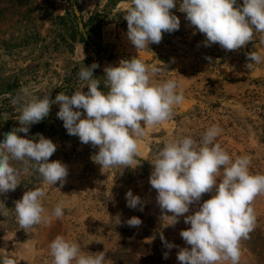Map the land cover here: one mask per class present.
<instances>
[{
  "label": "rangeland",
  "instance_id": "1",
  "mask_svg": "<svg viewBox=\"0 0 264 264\" xmlns=\"http://www.w3.org/2000/svg\"><path fill=\"white\" fill-rule=\"evenodd\" d=\"M0 0V142L4 134L20 127L16 116L21 105L12 99L50 95L54 100L65 87L64 78L71 69L84 60L85 45L74 38L71 21H59L70 8L76 22L86 21L94 12L99 14V43L103 51L96 60L98 70L118 66L123 59L136 56L146 65H155L161 72L153 80L162 82L174 79L184 92L183 104L174 108L171 120L146 129L139 141L141 156L136 168L114 167L102 170L92 156L98 152L90 144H82L77 136L67 133L63 121L57 117L59 105L52 104L44 118L45 129L18 133L24 138L42 134L57 146L50 162L60 160L68 168L66 182L48 185L38 173H22L21 184L15 191L0 194V258L9 256L17 264H51L49 244L57 235L76 241L84 252L105 253L104 264H181L177 259L180 248L187 245L180 236L181 230L190 227L184 216L178 222L160 219L162 210L157 204V192L150 185L153 169L150 163L158 151L170 140L191 136L199 140L206 129L218 125L222 132L216 138L230 156L249 155L250 172L264 174V62L250 70L247 54L257 52L264 57V33H254L253 40L241 49L226 51L219 44L205 46L206 37L199 33L186 14L179 11L181 0L170 11L180 19L179 30L163 33L159 44L136 50L127 37L124 19L131 0ZM238 5L243 0H237ZM106 51V52H105ZM210 57L211 59H207ZM76 86L75 90L80 88ZM87 92L86 86L82 89ZM77 110V109H74ZM83 113V110H80ZM83 113L81 118H85ZM142 126H143V122ZM22 168L21 162L13 161ZM41 188L45 192L42 203L47 213L56 204L65 202L64 216L53 217L48 225L41 224L25 232L19 228L15 201L24 192ZM131 190L143 202V211L127 206L126 193ZM212 193L202 196L199 203L190 205L194 214ZM256 227L250 238L240 243L239 264H264V195L257 196ZM171 216V213H167ZM119 217L121 223L115 224ZM141 219L139 227H129L126 221ZM176 247L168 249L160 239ZM168 252V258L164 253ZM229 264V262H220Z\"/></svg>",
  "mask_w": 264,
  "mask_h": 264
},
{
  "label": "clouds",
  "instance_id": "2",
  "mask_svg": "<svg viewBox=\"0 0 264 264\" xmlns=\"http://www.w3.org/2000/svg\"><path fill=\"white\" fill-rule=\"evenodd\" d=\"M176 0H131L124 19L127 21V37L135 49L159 44L163 33H173L180 28V19L170 10ZM179 11L199 33L205 35V46L219 44L226 51L241 49L253 40L254 33H264V0H181ZM207 59H211L208 57ZM251 61L246 67L264 62L257 52L247 54ZM100 67L96 62L84 65L78 72L81 87L71 96L64 92L56 95L22 97L12 99L20 104V114L15 118L20 127L4 134L0 142V194L15 191L21 184L22 173L39 174L48 185L66 182L68 168L60 160L49 158L57 150L56 144L42 134L24 138L18 133L29 132L33 124L46 118L52 104L59 105L57 117L63 121L67 133L77 136L82 144L98 148L91 158L102 170L114 167L136 168L141 163L139 141L149 127L161 125L174 116V108L183 104L184 92L178 82L167 79L153 80L161 72L155 65H146L136 56L123 59L118 66L104 68L103 81L93 76ZM103 82L107 91L100 90ZM87 86L85 93L82 89ZM77 109V110H74ZM85 118H81L83 113ZM143 122V126L142 123ZM222 129L212 125L206 129L199 142L191 136L170 140L158 151L149 182L157 192L156 201L162 210L160 219L184 223L190 227L181 230L180 236L190 249L180 248L177 259L181 264H239L240 243L250 238L256 227V213L252 206L257 196L264 195V174L250 172L252 158L249 155L230 154L216 142ZM13 161L21 162L17 168ZM206 193L210 199L203 201L194 214L185 215L190 205L199 203ZM45 192L35 188L24 192L15 201V214L20 229L25 232L37 225H48L53 217L64 216L65 202L56 204L49 214L43 206ZM127 206L143 211V202L129 190ZM0 207H5L0 202ZM167 213H171L169 216ZM119 217L115 224H120ZM129 227H139L142 221L132 217L126 221ZM169 250L176 247L160 235ZM51 264H104L105 253L84 252L76 241L57 235L49 244ZM168 258V252L164 253ZM0 264H17L9 256L0 258Z\"/></svg>",
  "mask_w": 264,
  "mask_h": 264
},
{
  "label": "trees",
  "instance_id": "3",
  "mask_svg": "<svg viewBox=\"0 0 264 264\" xmlns=\"http://www.w3.org/2000/svg\"><path fill=\"white\" fill-rule=\"evenodd\" d=\"M114 4H118L121 0H113ZM72 4L76 7H78V0H72ZM99 14L97 12H94L92 15L88 17L86 21L81 20V27H79V24L76 22V16L74 15L72 9L70 8L69 13L66 15V17H59V21H71L73 24L74 29V40L78 41L80 43H83L85 45V58L83 61L75 65L70 73L64 78L65 87H63L60 92H64L67 95H69L76 86L80 85L81 82L78 79V72L81 69V67L84 65L85 67H89L92 63L96 62V60L100 59V51H103L101 48V44L99 43V30H100V22L98 21ZM106 52V51H105ZM93 76L95 78L101 79L103 81V78L105 76L104 71L94 69L93 70ZM86 89L88 90L87 86ZM100 90L107 91V89L104 88L103 82L100 84ZM0 111H3L0 108ZM46 127L45 120L43 119L41 122L37 124H33L30 126L29 131H42Z\"/></svg>",
  "mask_w": 264,
  "mask_h": 264
}]
</instances>
